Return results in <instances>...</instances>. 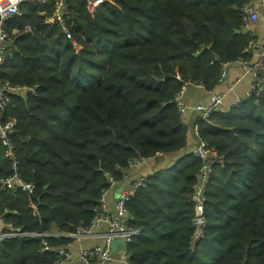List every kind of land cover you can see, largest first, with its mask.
<instances>
[{"label": "trees", "instance_id": "1", "mask_svg": "<svg viewBox=\"0 0 264 264\" xmlns=\"http://www.w3.org/2000/svg\"><path fill=\"white\" fill-rule=\"evenodd\" d=\"M248 0H66L74 48L50 7L22 2L5 29L11 56L1 78L40 84L12 97L19 177L33 194L0 190V214L22 231L87 226L108 177L122 182L137 158L179 153L189 128L174 97L184 81L219 84L221 64L241 55ZM29 27V30L26 29ZM238 30V32H235ZM197 139L214 152L206 185V227L193 241L191 194L202 160L180 155L150 174L126 203L140 234L130 264H264V104L253 98L198 120ZM0 146V177L11 174ZM66 238H50L62 246ZM36 238L0 241V264H56Z\"/></svg>", "mask_w": 264, "mask_h": 264}, {"label": "built area", "instance_id": "2", "mask_svg": "<svg viewBox=\"0 0 264 264\" xmlns=\"http://www.w3.org/2000/svg\"><path fill=\"white\" fill-rule=\"evenodd\" d=\"M87 1L88 6L93 7L102 0ZM22 2L36 3L39 6L50 7L51 13L44 18V21L46 23H56L74 48H77L78 44L73 39L69 26L67 25V20H70V17L66 12V0H0V146L4 148V157L10 163L11 168V174L6 177H0V190L10 189L14 192L19 190L33 194L35 185L31 182L23 181L18 175L19 162L14 143L11 140V136L14 133V122L5 119L4 111L11 104L12 97L27 98L36 96L40 89V84H14L1 78L2 66L7 58L11 56L9 45L11 38L5 29V22L8 18L20 14L19 5ZM260 7L262 8L264 17V0H260ZM240 11V31L242 34H246L249 40L237 59L221 64L218 83H225V89L223 91L213 92L211 100L207 104H196L189 107L183 101L186 87L206 88L201 81H184L174 97L176 110L181 120L189 108L197 112L195 122L198 120L207 121L211 114L221 109L226 93L231 91L233 85L238 81L236 79L230 83L225 82L227 69L233 64L240 65L251 76V81L248 89L241 97L236 98L232 106L251 98L256 102L263 101L264 104V36H257L252 28L259 19V5L253 3L252 0H248L242 5ZM26 29L29 30V27H26ZM194 135L196 144L193 153L202 160L191 194L194 212L192 218L194 226L192 239L193 241H197L202 236L203 230L206 227L205 190L212 173V162L210 159L214 157V152L210 151L205 142L197 139V126L195 124ZM155 158V156H150L135 159L129 163L130 171ZM148 176L144 174L139 175L129 184L121 188L115 196L113 209L108 205L107 192L116 182L112 177H108L110 186L101 192L98 204L94 209V215L89 224L84 227H77L67 233L57 229L37 232L22 231L20 228H15L11 223L7 222L3 215L0 214V241L8 238H36L41 243L38 253L44 251L54 252L58 257L56 264H107L114 256L111 252L110 243L112 241H121L125 246V248L118 249V252L121 253V261L123 264H130L128 261L127 247L134 237L140 234V229L133 226L131 222L132 218L126 210V203L139 187L145 185ZM50 238H66L68 241L62 246H51L48 242ZM83 240H101V242L89 247L80 248L76 251L68 248L70 243Z\"/></svg>", "mask_w": 264, "mask_h": 264}, {"label": "crops", "instance_id": "3", "mask_svg": "<svg viewBox=\"0 0 264 264\" xmlns=\"http://www.w3.org/2000/svg\"><path fill=\"white\" fill-rule=\"evenodd\" d=\"M253 3L259 5V19L258 21L252 26L254 32L257 36L262 37L264 36V17L262 13V8L260 7V0H252ZM238 79L237 83L233 85L231 91L227 92L224 98V103L221 107L222 110H228L229 107L232 106L233 102L236 98L241 97L242 94L248 89L251 76L244 71V69L238 65L233 64L229 66L227 69V83L233 82L234 80ZM225 89V83L217 84L214 89H203V88H195L193 86H187L183 95V101L189 106L192 107L196 104H207L211 100V96L213 92L223 91ZM197 117V112L194 111L192 108L187 109L182 118L184 124L187 125L189 128L188 135H187V142L186 147L180 151L179 153L174 154H159L156 156L155 159L143 164L141 166L136 167L135 169L131 170L129 174L124 178L122 182H116L113 186L108 189L107 192V202L111 209L114 207V200L116 194L129 184L132 180L137 178L139 175H150L157 170L168 169L172 165L176 163L180 155L183 153H193L196 138L194 135V124ZM101 240H83L80 242H72L68 245L70 250L76 251L83 247H89L94 244L100 243ZM120 252L118 250L115 252L113 259L110 260L107 264H123L121 261Z\"/></svg>", "mask_w": 264, "mask_h": 264}, {"label": "water", "instance_id": "4", "mask_svg": "<svg viewBox=\"0 0 264 264\" xmlns=\"http://www.w3.org/2000/svg\"><path fill=\"white\" fill-rule=\"evenodd\" d=\"M235 32H238V30H235ZM110 248H111V252L112 254H115V252L119 249V248H125V246L122 244L121 241H112L110 243Z\"/></svg>", "mask_w": 264, "mask_h": 264}, {"label": "rangeland", "instance_id": "5", "mask_svg": "<svg viewBox=\"0 0 264 264\" xmlns=\"http://www.w3.org/2000/svg\"><path fill=\"white\" fill-rule=\"evenodd\" d=\"M120 256H121V254H120Z\"/></svg>", "mask_w": 264, "mask_h": 264}]
</instances>
